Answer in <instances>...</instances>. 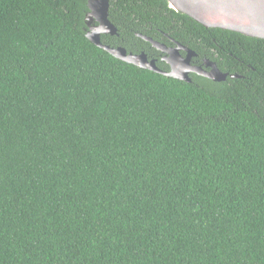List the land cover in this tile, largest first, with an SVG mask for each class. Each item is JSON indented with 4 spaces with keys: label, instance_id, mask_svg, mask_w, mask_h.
<instances>
[{
    "label": "trees",
    "instance_id": "trees-1",
    "mask_svg": "<svg viewBox=\"0 0 264 264\" xmlns=\"http://www.w3.org/2000/svg\"><path fill=\"white\" fill-rule=\"evenodd\" d=\"M86 4L0 0V264H264V40L110 0L236 76L186 83L93 45Z\"/></svg>",
    "mask_w": 264,
    "mask_h": 264
},
{
    "label": "water",
    "instance_id": "water-1",
    "mask_svg": "<svg viewBox=\"0 0 264 264\" xmlns=\"http://www.w3.org/2000/svg\"><path fill=\"white\" fill-rule=\"evenodd\" d=\"M172 10L184 14L204 28L221 29L239 33L246 37L264 40V0H165ZM110 0H87L88 12L84 21L88 27V20L98 23V31L85 33V37L96 47L104 50L116 59H119L136 67L153 71L162 76L190 83V79L184 75L176 76L172 73H163L150 64H143L142 56L127 55L124 49H112L103 45L99 33L115 34L116 29L108 20ZM148 41L150 39L146 38ZM179 61V60H178ZM176 61L174 66L181 64ZM207 78L220 82L226 75L217 72L216 76L206 74ZM236 76H231L235 78Z\"/></svg>",
    "mask_w": 264,
    "mask_h": 264
},
{
    "label": "flooded vegetation",
    "instance_id": "flooded-vegetation-1",
    "mask_svg": "<svg viewBox=\"0 0 264 264\" xmlns=\"http://www.w3.org/2000/svg\"><path fill=\"white\" fill-rule=\"evenodd\" d=\"M87 26V24H86ZM98 23L95 20H88L86 32L94 33L98 31ZM116 29L115 34L99 33L100 41L103 45L112 49H124L127 55L142 56L143 64L152 63L156 69L163 73H174L182 77L186 75L190 82L195 78H207L206 74L216 76L217 72L231 78L227 69L230 66L225 58V52L214 48L192 49L178 41L172 39L168 33L157 26H140L133 28L132 37H127L120 30ZM122 35V37H121ZM146 38L150 39L148 41ZM229 55V54H228ZM180 62H179V61ZM178 61L181 66L176 67L174 62ZM225 67L222 69V67ZM212 81V80H210ZM219 83V82H218Z\"/></svg>",
    "mask_w": 264,
    "mask_h": 264
}]
</instances>
